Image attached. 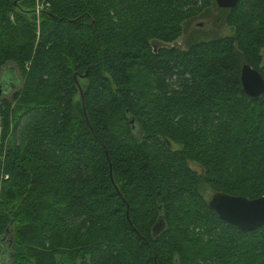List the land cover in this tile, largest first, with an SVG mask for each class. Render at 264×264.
I'll list each match as a JSON object with an SVG mask.
<instances>
[{"label": "trees", "instance_id": "trees-1", "mask_svg": "<svg viewBox=\"0 0 264 264\" xmlns=\"http://www.w3.org/2000/svg\"><path fill=\"white\" fill-rule=\"evenodd\" d=\"M39 1L41 24L36 0H0V91L4 68L22 77L0 107L6 263L264 264V227L201 193L264 197V96L241 82L245 65L264 78V0L184 50L169 46L216 0Z\"/></svg>", "mask_w": 264, "mask_h": 264}, {"label": "rangeland", "instance_id": "rangeland-1", "mask_svg": "<svg viewBox=\"0 0 264 264\" xmlns=\"http://www.w3.org/2000/svg\"><path fill=\"white\" fill-rule=\"evenodd\" d=\"M39 0H36V6H35V18L37 21V24H41V19H42V11L44 10L42 4H38ZM41 2V1H39ZM226 10H221L217 7L216 3L210 6L207 9H204L203 13L200 14L199 16L188 20L183 24L184 32L183 36L175 43L172 44L171 47H177L181 49H187L189 44L193 42V40H199V41H204V40H213V39H220V38H225V37H232L233 36V30L229 25L226 23V19L228 16L227 12H224ZM202 25V26H200ZM165 45H160L159 43L157 44V47H164ZM263 58H264V50L262 52ZM9 68V69H8ZM7 69L4 68L3 71V92L0 91V107L4 99L9 98L12 96V93L18 89L20 84L22 83V77L18 73V71L14 68L9 66ZM83 87L87 86V82L83 81L81 82ZM6 91H11V93H6ZM76 105H80L81 103V96H77L75 99ZM3 134V129L0 126V139ZM181 148L179 146L175 147V150H180ZM191 166L193 170L195 171H200L199 164L192 162ZM203 174V173H200ZM201 193L204 196V199L207 202H210L212 198L215 195V192L207 186L205 183L201 184ZM12 238L13 235H10ZM10 241V239H9ZM9 241H4V244H2L3 249L8 248V242ZM1 248V247H0ZM26 246L24 245L21 249V251L24 253ZM8 250V249H7ZM6 252V251H5ZM25 254V253H24ZM7 257V255H6ZM4 258L3 260L0 259V264H4V262L7 261V259H10V256L7 258ZM18 260V258H17ZM60 260V259H59ZM178 263V261H177ZM9 264V263H5ZM18 264H32V262H24V263H19ZM82 264V263H79Z\"/></svg>", "mask_w": 264, "mask_h": 264}, {"label": "water", "instance_id": "water-1", "mask_svg": "<svg viewBox=\"0 0 264 264\" xmlns=\"http://www.w3.org/2000/svg\"><path fill=\"white\" fill-rule=\"evenodd\" d=\"M241 1L242 0H216V4L221 10H234ZM241 82L247 97L259 99L264 96V78L258 70L245 65L241 73ZM78 86L84 105V93L79 84ZM111 178L112 183L115 184L112 176ZM116 189L119 193V189L117 187ZM209 207L222 221L239 230L253 232L264 227V197L257 200H249L247 198L235 197L227 194H215L209 202ZM159 225L160 226L155 230L156 235L164 228L162 220ZM4 258L5 254L2 253L0 259L3 260Z\"/></svg>", "mask_w": 264, "mask_h": 264}, {"label": "flooded vegetation", "instance_id": "flooded-vegetation-1", "mask_svg": "<svg viewBox=\"0 0 264 264\" xmlns=\"http://www.w3.org/2000/svg\"><path fill=\"white\" fill-rule=\"evenodd\" d=\"M2 244H4V243H2ZM2 246V245H1ZM4 246V245H3ZM5 251L6 250H4L2 247L0 248V255L3 253V254H5V257H6V253H5ZM8 256V255H7ZM7 258V257H6ZM7 262V261H6ZM6 262H4V264L6 263Z\"/></svg>", "mask_w": 264, "mask_h": 264}]
</instances>
